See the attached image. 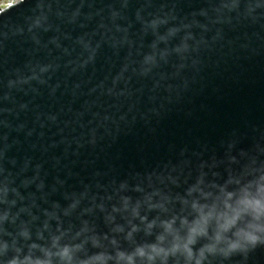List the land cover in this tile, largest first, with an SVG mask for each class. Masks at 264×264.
Masks as SVG:
<instances>
[{
  "label": "clouds",
  "instance_id": "obj_1",
  "mask_svg": "<svg viewBox=\"0 0 264 264\" xmlns=\"http://www.w3.org/2000/svg\"><path fill=\"white\" fill-rule=\"evenodd\" d=\"M190 7L0 0V264H251L264 251L259 127L248 143L233 131L216 146L173 147L154 165L97 170L78 185L61 178L59 157L49 183L45 161L14 154L55 126L61 139L43 151L63 144L67 157L75 145L79 156L162 118L209 68L264 54V0ZM45 96L58 111L44 110Z\"/></svg>",
  "mask_w": 264,
  "mask_h": 264
},
{
  "label": "water",
  "instance_id": "obj_2",
  "mask_svg": "<svg viewBox=\"0 0 264 264\" xmlns=\"http://www.w3.org/2000/svg\"><path fill=\"white\" fill-rule=\"evenodd\" d=\"M178 2L184 11H191L190 5L199 4L202 0ZM70 99L71 97H65L61 102L66 105ZM39 103L45 106V111H58L61 106L47 96ZM82 103V99L78 100L74 107L78 109ZM255 127L264 129V54L247 58L242 53L239 58L222 62L219 68H209L196 90L182 103L172 106L162 118L153 119L150 124L138 121L130 129L121 132L116 139L109 138L96 149H81L80 155L76 156L72 154L76 148L73 145L66 157V145L61 144L59 147L49 148L45 153L44 146L51 145L53 139H61L59 129L50 126L43 129L46 134L44 140H40L37 135L29 143L24 141L22 134L20 139L24 143L18 152L14 150V154L21 160L28 155L45 161V168L51 173L49 183L57 175L53 157H59L61 178L67 179L70 185H78L80 179L90 178L97 170L115 169L124 175L133 168L140 170L145 164L154 165L159 160L172 156L173 147L178 149L188 145L196 148L198 141L216 146L221 138L233 131L248 133L249 140L245 141L248 143ZM32 143L38 147L33 149ZM65 165L68 167L65 168ZM69 168L73 173H79V176L69 178ZM251 264H264V251L256 253Z\"/></svg>",
  "mask_w": 264,
  "mask_h": 264
}]
</instances>
